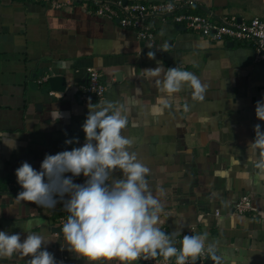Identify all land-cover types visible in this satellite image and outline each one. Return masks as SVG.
I'll use <instances>...</instances> for the list:
<instances>
[{"label": "crops", "instance_id": "crops-1", "mask_svg": "<svg viewBox=\"0 0 264 264\" xmlns=\"http://www.w3.org/2000/svg\"><path fill=\"white\" fill-rule=\"evenodd\" d=\"M98 1L64 0L55 7L52 0H0V139L16 142L11 150L0 141V230L19 233L22 240L28 231L43 234L57 264H88L67 250L57 229L59 218L68 215L59 197L54 208L16 203L22 188L15 170L25 161L40 170L46 154L84 144L89 108L81 94L93 66L108 84L102 102L126 107L123 135L133 138L130 151L150 169V186L163 204L161 229L177 232L180 240L193 229L207 234L220 264H264V181L256 179L247 160L254 125L264 131V121L255 115L256 102L264 100V61L256 60L255 43L214 41L176 23L171 14L150 17L156 38L144 40L117 19L97 14ZM195 1L191 11L215 20L264 18V0ZM156 61L165 71L177 66L197 75L207 85L204 99L194 101L185 84L170 98L171 107L154 114L161 93L156 78H145L141 70L155 68ZM132 66L135 76L129 75ZM52 77L60 78L64 90L52 87ZM245 171L249 176L242 175ZM114 176L121 178L119 172ZM72 179L86 180L82 174ZM244 195L253 207L240 214L235 206ZM27 259L14 255L0 264ZM206 264L216 261L208 255Z\"/></svg>", "mask_w": 264, "mask_h": 264}, {"label": "clouds", "instance_id": "clouds-1", "mask_svg": "<svg viewBox=\"0 0 264 264\" xmlns=\"http://www.w3.org/2000/svg\"><path fill=\"white\" fill-rule=\"evenodd\" d=\"M147 56L155 60L154 51H149ZM156 63L155 68L141 70L145 78H156L154 82L161 93L153 108L154 114L162 115L171 107L170 98L185 84L191 89L194 101L204 99L207 85L197 75L177 66L165 71L160 61ZM129 75H136L135 67H131ZM88 108L82 125L85 142L81 147L46 154L40 170L26 161L15 170L17 183L22 188L16 203L27 201L54 208L59 197L68 213L61 227L67 250L85 258L88 264L100 260L135 264L140 259L156 258H162L163 264L172 258L175 264H196L205 253L220 264L207 234L183 235L178 248L175 239L178 233L161 229L163 204L150 186V169L130 151L133 138L123 135L128 126L125 105L106 100L93 106L89 101ZM255 115L264 121V100L256 102ZM254 132V140L247 145V160L256 170V179L264 181V131L260 124L254 125ZM0 141L15 150L16 142L11 137ZM116 172L121 178H115ZM66 173L72 175L65 176ZM81 174L85 182L74 183L72 177ZM242 175L247 177L249 173L245 171ZM65 195L69 199L64 200ZM50 241L45 235L31 231L22 240L19 233L0 230V259L15 255L29 257L26 264H57L45 247Z\"/></svg>", "mask_w": 264, "mask_h": 264}, {"label": "built area", "instance_id": "built-area-1", "mask_svg": "<svg viewBox=\"0 0 264 264\" xmlns=\"http://www.w3.org/2000/svg\"><path fill=\"white\" fill-rule=\"evenodd\" d=\"M40 2L48 0H37ZM70 2V0H65ZM55 7H61L64 0H52ZM196 5L195 0H162L157 2H125L124 0H99L97 14L105 17L117 19L126 28H132L137 32L139 38L153 41L156 38V26L150 21V17L173 15L174 21L184 25L186 28L198 32L214 41L238 40L252 41L256 45V60L264 61V18L254 17L249 21H243L236 15L227 16L221 20H215L210 14L196 13L190 10ZM188 8V10H187ZM89 80L82 87V100L89 104L102 102L108 90V84L101 76L102 73L96 67H89ZM252 199L249 195H244L236 203V212L242 214L252 209ZM68 215L59 218V225L66 221ZM163 231L170 233L167 229ZM196 234L191 230L188 235ZM180 247L178 237H175ZM208 254L201 255L198 264H206ZM144 264H163L162 258L143 260ZM168 264H175L172 258ZM197 264V263H196Z\"/></svg>", "mask_w": 264, "mask_h": 264}, {"label": "water", "instance_id": "water-1", "mask_svg": "<svg viewBox=\"0 0 264 264\" xmlns=\"http://www.w3.org/2000/svg\"><path fill=\"white\" fill-rule=\"evenodd\" d=\"M50 81L52 83V87L53 88L58 89V90H64L65 84H59L60 78L52 77V78H50ZM56 84H58V85H56ZM57 229H58V231H60L62 233V230H61L60 226H58ZM196 263L198 264L199 260H197Z\"/></svg>", "mask_w": 264, "mask_h": 264}]
</instances>
